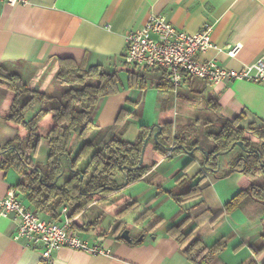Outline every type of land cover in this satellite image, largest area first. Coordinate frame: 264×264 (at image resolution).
<instances>
[{
    "label": "crops",
    "instance_id": "0c3cea01",
    "mask_svg": "<svg viewBox=\"0 0 264 264\" xmlns=\"http://www.w3.org/2000/svg\"><path fill=\"white\" fill-rule=\"evenodd\" d=\"M150 13L164 14L176 27L187 33L198 31L204 24H212L211 40L214 46L197 52L195 56L198 59L215 58L222 65L239 68L258 57L264 58V0H29L25 5H10L0 1V63L18 71L26 80L31 78L33 87L50 90L53 94L62 88L54 80L56 57H72L85 61L87 65L101 64L107 72L120 70L121 87L118 92L99 98L92 112L97 127L88 138L101 141L115 135L132 141L141 124L152 125L173 120L176 127H179L199 117L198 143L209 151L213 143L204 136L203 123L207 118L212 119V114L202 104L195 105L189 101L191 92L186 81L174 91L169 78L162 79L163 69L134 68L124 61L125 32L139 28ZM235 44L241 46L231 56L227 50ZM125 67L144 72L147 77L145 85L125 86ZM152 70L160 72L152 77L147 73ZM122 73H125V80L121 77ZM206 91L216 97L219 112L224 117L232 118L243 112V125L264 122V79L220 82L213 87L208 85ZM5 92L0 87V102ZM145 102L153 104V111L143 115L139 108ZM122 107L129 110L130 114H121L120 121L116 123ZM4 124L0 117L1 140L13 135V129ZM46 149L44 140L39 148L41 157L33 158L36 163L44 162ZM191 158L194 162L186 173L190 177L194 176L192 183L198 179L195 176L197 171L202 170L206 176L199 185L201 194L182 202L176 201L171 195L168 198L162 194L163 199L171 201L173 211L168 220L164 221L166 217L161 215L163 222L158 221L159 218L150 223L143 222L147 218L134 221L135 217H130L128 212L116 215L120 205L105 209L104 202H91L86 215L95 224L76 230L83 239L99 243L110 251L89 253L62 246L53 252L49 264H193L184 255L178 242L165 232L166 227L188 214L186 229L193 228V235L204 241L206 238L196 233V229L199 222H209L211 227L206 237L211 240L205 243L213 244L217 240V230L224 225L233 228L232 224L229 225L230 214H225L224 203L238 189L232 184L227 191H219L222 179L204 168L202 151L197 153L195 150L192 154L172 152L167 157L159 158L158 153L148 148L144 157L148 169L140 179L126 186L121 194H127L132 200L138 201L137 207L133 209L136 210L158 193L157 187L162 186L163 181L169 182L168 189L174 192L185 190L189 178L180 183L176 177L184 163ZM221 166L220 163L219 169ZM19 179L20 175L12 169H0V196L14 187ZM20 198L29 208L37 209L27 199L23 200L22 196ZM158 200L159 197L150 205ZM91 209L94 213L88 214ZM39 211L45 219L55 220L60 217ZM104 211L114 212V216L106 227L98 230L96 225L102 214L97 212ZM247 215L241 216L243 222L247 221ZM18 222V217L0 214V264H38V252L24 238L15 237ZM119 223L123 226L120 231L123 228L129 229L132 241L122 239L120 231L118 234L114 231ZM260 225L261 220L256 225L257 230ZM259 230L240 232L235 229L234 238L226 244L227 248L219 251L211 263L218 261L230 264L224 259L223 253L240 248L239 251L248 250V255L237 264H264V229ZM259 246L261 248L256 251L254 248Z\"/></svg>",
    "mask_w": 264,
    "mask_h": 264
},
{
    "label": "trees",
    "instance_id": "16d2710c",
    "mask_svg": "<svg viewBox=\"0 0 264 264\" xmlns=\"http://www.w3.org/2000/svg\"><path fill=\"white\" fill-rule=\"evenodd\" d=\"M54 80L62 88L58 93H48L30 86L21 73L7 64L0 63V87L5 89V96L0 102V117L13 129V135L5 140L0 139V169H12L20 179L14 184L18 197L25 196L30 205L57 217L56 210L62 205L68 206V217L74 229L83 230L93 224L86 215L91 202H104L105 209L121 206L116 215L132 211L138 205L127 194H121L129 184L137 181L148 169L144 157L148 148L160 155L167 153L165 146L184 144L192 149L198 143L200 133V118L176 127L173 120H165L157 124H141L134 140L128 141L118 136L105 140L88 139L91 131L97 127L92 118V112L99 98L114 94L120 89V70L107 72L101 64H90L68 56L56 57ZM126 71L128 87L143 86L146 83L144 72L133 68H123ZM163 70L162 79H167ZM186 84L191 94L189 101L195 105L202 104L212 114L203 123L204 136L212 141V148L207 151L206 169L214 176L221 177L232 172L238 173L239 189L224 204L226 213L236 207L264 203V122L242 124L245 114L239 113L232 118L224 117L219 112L216 97L206 91V81L186 76ZM163 85H166L164 83ZM170 86V85H168ZM185 95V94H184ZM187 96V95H185ZM130 114L122 107L117 115L116 123L121 114ZM156 143L153 133L158 130ZM151 135L146 143L143 161L136 167L141 155L143 141L148 133ZM46 141V154L42 164L33 158L37 155L42 141ZM74 140H82L76 150L70 148ZM242 141L243 146L231 144ZM241 149L228 161L230 169L223 175H218L213 168L217 165V151ZM177 147L172 152H182ZM227 151V152H228ZM66 160H65V159ZM68 160V172L65 166ZM85 160V164L82 161ZM189 159L181 168L176 180L180 183L187 180L185 190L174 192L167 189L169 195L182 202L201 194L200 183L206 177L202 170L196 172V182L187 175L186 170L193 164ZM64 167L59 175L60 167ZM41 172V176L39 175ZM125 172L127 183H123L122 173ZM65 179L59 182L62 175ZM58 179L53 182L54 178ZM144 210L134 221L148 218L152 208L145 203ZM159 218L158 221H161ZM189 215L185 214L179 221L171 223L165 232L179 244L184 255L193 264H212L213 257L227 244L221 238L207 245L201 238L193 235V228L186 229ZM119 223L114 231L119 233L122 228ZM261 247H255L257 251ZM213 264H225L215 261Z\"/></svg>",
    "mask_w": 264,
    "mask_h": 264
},
{
    "label": "built area",
    "instance_id": "2783aa9c",
    "mask_svg": "<svg viewBox=\"0 0 264 264\" xmlns=\"http://www.w3.org/2000/svg\"><path fill=\"white\" fill-rule=\"evenodd\" d=\"M10 5L27 4L29 0H0ZM212 24H204L198 31L187 33L164 14L150 13L143 24L125 32L124 61L140 69L159 68L167 72L173 90L185 84L186 76L204 80L209 86L234 80L259 81L264 79V58L232 68L217 62L215 58L198 59L195 54L214 46L211 40ZM241 44L231 46L227 53L233 56ZM165 155H170L168 151ZM68 206L56 210L59 219H45L38 209L26 206L14 187L0 196V214L19 218L16 238H24L39 254L38 264H49L54 251L62 246L89 253H107L110 250L99 243L81 237L71 225Z\"/></svg>",
    "mask_w": 264,
    "mask_h": 264
},
{
    "label": "rangeland",
    "instance_id": "374dc122",
    "mask_svg": "<svg viewBox=\"0 0 264 264\" xmlns=\"http://www.w3.org/2000/svg\"><path fill=\"white\" fill-rule=\"evenodd\" d=\"M158 72H160V71H155V70L153 71L152 70V71H148L147 73H148L149 76L153 77ZM121 77H122L123 80H125V77H126L125 73H122ZM27 80H28L30 86H32L31 78H28ZM124 84H126L125 86H127L126 81H124ZM131 87H133V86H131ZM47 92L51 93L50 90L47 91ZM152 107H153V104H151L149 102H145V105H143L142 108L141 107L139 108V110H140L139 112L143 113V115L145 113L148 114V113H150V111H153ZM4 125L9 128V126L7 124H4ZM90 138H88V139H90ZM81 141L82 140H74L71 143L70 148L73 149V151H75L77 146L81 143ZM42 149H43V147H41V151H42ZM240 151H241V149H239L238 147H235L234 149H232V150H230V151H228L226 153L221 154L220 158H219V162L222 164V166H221L220 169H218L216 171V173L218 175H223V174L227 173L228 170L230 169V164H228V161L231 160L236 154L240 153ZM196 152L198 153V152H200V150H196ZM39 153L40 152L38 151V153L36 155L37 157L40 156ZM173 153L177 154L178 152H173ZM167 156L168 155L163 154V155H160L159 158L167 157ZM82 164L83 165L85 164V160L82 161ZM66 167L67 168L65 169V173H67L68 169H69L68 160H67ZM65 177H66L65 174L62 175L59 178L58 181L59 182L63 181L65 179ZM218 178L222 179V186L218 187L220 192H222L221 190H223V191L226 190L227 191L228 189H230V185H232V184L236 185L238 187V189H239L238 180H237L238 179V173L233 172V173H230V174H228L226 176L224 175V176L218 177ZM162 183H163L162 184L163 187L161 185L158 186L157 187L158 193L148 201V203H149L148 206H150L152 208L153 213L145 221H143L144 223H150L153 219L157 220L158 218L161 217V215H164V217H166V218L163 219L164 221H166V220L169 219V215L173 211L172 208H171V204H170L171 201H168V199H163V197H161V196H163L162 194H166L165 196L170 198V195L167 192V189H168V186H169L170 183L166 182V181L165 182L163 181ZM211 188H213V187L211 186ZM238 189L236 190V192L238 191ZM232 195H234V194H232ZM231 196H229V198ZM158 197H159V200L156 203H154V205H150L151 203H153L154 199H157ZM22 199L24 200L26 198L24 196H22ZM145 207H146V204H143L142 206L139 207V209H136V210H133V211H129L128 215L130 217H132V218L136 217V216H139V214L144 210ZM236 210L238 212H235ZM91 211H92V209L90 210V212H87V213L88 214L94 213V212H91ZM248 212H250V213L248 214ZM97 213H101L102 214L101 215V219L99 220V222L96 225L97 229L100 230V229H103L104 227H106L107 224L111 222L110 220H111V217L114 216V214H113L114 212H105L104 211V212H97ZM225 214H227V213H225ZM228 214H230V216H231L230 217L231 223H229V225L232 224L233 228L229 229V228L226 227V225H224L222 228L219 229V231L217 230L216 231L217 232V234H216L217 240H219L221 238H224V239L227 240V243H228L229 241H231L232 238H234L235 229H237L240 232L241 231H249V232H251L252 230L253 231H258L259 229L260 230L264 229V217H263V215H264V203H257V204H255V206H252V205H248V206H245V207H240L239 206V207L234 208ZM242 215H247L248 216L247 217V221H245V222L242 221V218H241ZM261 217H263V218H261ZM163 220H162V222H163ZM260 220L262 221V225H260L259 229L257 230V226L256 225H257L258 221H260ZM129 221H130V223H133L132 220H129ZM210 227L211 226H210L209 222L204 223V224H201L199 222V225H198V227L196 229V233H199L202 237H205L206 240L204 239V242H207V243H208V241L211 240V238H207L206 237L207 233L210 230ZM234 227H235V229H234ZM222 233H225V234H223L224 236H220L219 237V235H221ZM242 233L244 234L245 232H242ZM209 244H210V242H209ZM256 245H259V244L256 243ZM226 248H227V246H225L223 248V250H225ZM237 250L239 251L240 248L237 249ZM236 251H230V250L229 251H225V253H223L224 259H226L228 261V263H230V264L231 263L232 264H237L240 261L243 262V260H245L247 255H248L247 254L248 250H241L239 252H236Z\"/></svg>",
    "mask_w": 264,
    "mask_h": 264
},
{
    "label": "water",
    "instance_id": "95a60500",
    "mask_svg": "<svg viewBox=\"0 0 264 264\" xmlns=\"http://www.w3.org/2000/svg\"><path fill=\"white\" fill-rule=\"evenodd\" d=\"M159 131H160V127L158 126V130L155 131V132L153 133V138H154V141H155L156 143H159V141H158V139H157V133H158ZM150 135H151V131L148 133V135L145 137V139H144V141H143V145H142V148H141V155H140V158H139V160H138V163H137L136 167H139V165H140V164L142 163V161H143V155H144V151H145L146 143H147L148 138H149ZM234 145L243 146V143H242V141L234 142V143L231 144L230 148H233ZM177 147L181 148V149H182L185 153H187V154H192L195 150H200V151H202L203 154H204L203 166H204V168H206L205 161H206L207 158H208V152H207L206 150H204V149L202 148L201 145H196V146L193 147L192 149H188L184 144H180V145H178V146H165V149H166L167 151L170 152V151H174ZM227 151H228V150H225V151H217L216 153H214V156L218 158L219 155H221V154H223V153H226ZM219 166H220V162H219V159H218V160H217V165H216L215 168H213V170H214V171H217V170L219 169ZM63 172H64V167L61 166V167H60L59 175L63 174ZM39 175H40V176L42 175L41 172H39ZM59 175H57V176L54 178L53 182H55V181L58 179ZM122 176H123V183L126 184V183H127V179H126L125 172L122 173ZM119 236H120L122 239H124V240H126V241H128V242L132 241V238H131V236H130V233H129V229H128V228H123V229L120 231ZM140 238H141V237H139V239H140Z\"/></svg>",
    "mask_w": 264,
    "mask_h": 264
}]
</instances>
